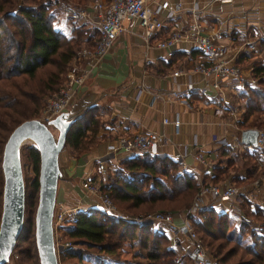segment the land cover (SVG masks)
<instances>
[{"label":"crops","instance_id":"obj_1","mask_svg":"<svg viewBox=\"0 0 264 264\" xmlns=\"http://www.w3.org/2000/svg\"><path fill=\"white\" fill-rule=\"evenodd\" d=\"M161 1L147 0L151 7ZM168 1L179 3V10L170 18L164 16L165 11L161 13L163 24L149 44H145L142 28L136 20L123 22L126 29L117 35L111 49L92 68L91 75L71 103L78 106L93 104V118L98 120L94 136L98 141L79 156L67 154L64 148L59 152L61 174L57 180L55 205L62 202L66 208L77 211L97 208V198L85 191L81 182L85 178H106L99 172L112 161V156H107L108 146L121 136L163 134L165 142L160 149L164 156L173 159L174 155L181 154V160L177 161L179 169L192 173L198 185H205L215 176L214 166L222 160L218 150L225 144L220 143L219 138L226 135L232 141L244 129L239 123L245 109V91L264 83L260 84L259 76H254L252 71L255 65L264 66V41L259 40L254 50L245 47L246 41L256 39L264 32V0ZM194 3L198 6L196 15L200 32L210 33L216 41L228 46L235 62L241 66L243 80L240 83L226 77L220 79L222 94L213 88L206 93L200 91L204 81L193 67L202 58V53L193 40L175 43L170 56L165 49L155 45V41L191 23L193 14L189 8ZM175 70L177 74H173ZM250 77L256 81L250 83ZM188 82H191V90L186 89ZM176 117L178 131L173 126ZM194 138L207 160L206 165L199 164L193 157L197 148L192 143ZM127 156L130 155L117 156V166L108 171L113 173L114 169L123 167L120 160ZM201 202V207H214L229 219L230 210L242 213L233 199L204 194ZM182 214L173 215V221L181 223ZM168 237L183 250L188 261L186 236L171 234ZM136 242V239L126 242L127 247L135 248ZM120 257H112L108 264H121ZM72 258L75 261H71ZM72 258L58 261L60 264H88L83 259Z\"/></svg>","mask_w":264,"mask_h":264},{"label":"trees","instance_id":"obj_2","mask_svg":"<svg viewBox=\"0 0 264 264\" xmlns=\"http://www.w3.org/2000/svg\"><path fill=\"white\" fill-rule=\"evenodd\" d=\"M59 1L65 2L0 0V164L2 147L10 131L21 121L40 115L43 105L41 90L27 89L26 82L32 80L36 72L45 67L51 70L45 79L46 84L42 83L43 89L56 91L63 82V74L79 49L80 42L87 43L90 47L96 43L97 34L95 33V37L93 34H85L80 28L82 26H79L80 29L72 28V34L67 36L61 28L53 25L50 7L52 2L57 5ZM86 1L70 0L80 4ZM85 27L88 26L83 25ZM252 71L254 76H259L262 84L264 66L255 65ZM244 95L245 109L239 124L244 128L264 126V118L255 116L250 119L253 112H264L257 103L259 99H264V91L248 88ZM93 108H85L66 133L63 148L72 150L78 156L88 152L98 141L94 136L98 120L93 118ZM23 151L25 153L22 154V159L25 157L29 160L34 173L29 182L25 178L24 208L27 209L32 205L34 194L38 200L39 154L33 145L26 146ZM230 152L231 148L223 145L218 150V155L229 157ZM231 159L227 158L226 163L230 164ZM120 163L123 167L114 169L113 173L109 171L105 180H101L99 184L101 191L108 193L125 211L136 213L156 205L165 206L166 203L176 201L181 194L189 200L199 188L192 173L180 170L179 163L168 156H151L146 153L130 155L121 159ZM244 164L245 178H249L254 174L256 165L246 162ZM221 165L218 162L214 166L215 176L216 171L223 168ZM215 176L212 177L213 181ZM2 185L0 165V214ZM240 197L242 198L241 194ZM250 203L245 200V204H240L243 221L239 223L238 229H232L231 220L211 206L201 207L195 214L189 215L190 223L203 243L200 233L209 236L211 240L219 241L216 245H212L210 240L206 243L218 264H224L240 249L242 251L237 255L236 262L231 264H264V215L258 208L245 206ZM250 216L260 220L259 232L255 234L253 230H249L252 241L244 243L243 232L248 224L245 217ZM25 220L13 248L18 254L15 264H39L34 228L32 229L29 220L26 225ZM60 229L70 244L58 250L59 261L72 257L80 261L92 255L88 252L89 249H93L100 260L103 257H116L124 242L137 239L146 256V261L140 264L176 263L170 239L161 228H155L153 222L111 216L98 208H90L78 210L72 220L65 222ZM28 234L32 238L31 247L20 248V241L26 240ZM228 243L232 245L227 248ZM101 262L102 260L98 264H102Z\"/></svg>","mask_w":264,"mask_h":264},{"label":"built area","instance_id":"obj_3","mask_svg":"<svg viewBox=\"0 0 264 264\" xmlns=\"http://www.w3.org/2000/svg\"><path fill=\"white\" fill-rule=\"evenodd\" d=\"M62 15L69 19L80 21L90 27L95 28L97 34L96 43L91 47H82L73 56L67 70L64 73L63 82L58 90L46 96L40 115L38 118L49 120L57 114L69 108L85 80L91 75L92 68L101 59L103 54L111 49L117 35L126 28L123 24L125 20H136L142 28V36L145 44H149L155 32L162 26L161 13L164 16L172 17L179 10V3L171 4L168 0H162L155 7H151L147 0H90L86 6L73 3L61 2L59 4ZM196 3L190 6L193 19L186 28L172 31L167 37L155 41V45L166 50L168 56L173 54L172 46L181 40H193L202 53V58L194 63L193 70L200 75L204 84L200 88L202 93L209 92L210 88L222 94L220 79L226 77L241 82L243 80L241 66L235 62L233 54L228 46L216 41L210 33H201L197 22ZM264 41V32L258 38L246 41L248 50L256 49L258 41ZM175 70L173 74H177ZM250 83H254V77L249 78ZM191 82L186 83V89L191 90ZM230 109V106L227 105ZM164 121H167L164 119ZM176 131L179 128V120H173ZM165 142L163 134L135 133L130 136H121L108 146L107 156H112V161L101 170L102 175H107L106 168L113 169L117 166V156L119 155H139L149 154L151 156H164L160 145ZM219 142L231 148L246 150L248 152L257 151L264 157V130L257 128L255 145L244 144L240 141V136H236L233 142L222 135ZM193 145L197 146V140L193 139ZM236 150V149H235ZM186 153V151H185ZM182 155H174L173 159L181 160ZM194 159L201 165H206V158L199 150L198 146L193 154ZM82 188L88 193L98 198V209L108 213L121 215V211L115 206L111 197L100 192V185L85 178L81 182ZM208 194L213 198L233 199L239 204L240 192L232 185L219 186L214 184L201 185L196 193L197 199L192 202L187 210L182 214L181 223L173 221V215L163 212H153L145 216L135 218L136 221L151 220L165 232L171 234H183L188 241L186 255L189 264H218L217 260L211 256L197 235L190 223L189 215L196 213L201 207V197ZM254 197V195H253ZM247 198L252 199V196ZM77 209L66 208L62 202L55 205L53 226L54 240L57 246H68L70 243L60 229L65 222L71 221L76 215ZM120 217V216H119ZM230 219L234 222H242L243 215L240 211L230 210Z\"/></svg>","mask_w":264,"mask_h":264},{"label":"water","instance_id":"obj_4","mask_svg":"<svg viewBox=\"0 0 264 264\" xmlns=\"http://www.w3.org/2000/svg\"><path fill=\"white\" fill-rule=\"evenodd\" d=\"M73 103L65 111L49 120L25 119L17 124L7 136L1 152L2 202L0 214V264H5L13 251L24 219L25 185L20 166L21 144L29 140L38 150V200L34 215V238L39 264H59L58 250L54 240L53 216L57 180L61 174L58 165L59 152L64 147L66 133L71 124L81 116L85 108ZM257 128L242 129L240 141L255 145ZM259 181L257 182V184ZM143 222L151 223V220Z\"/></svg>","mask_w":264,"mask_h":264},{"label":"rangeland","instance_id":"obj_5","mask_svg":"<svg viewBox=\"0 0 264 264\" xmlns=\"http://www.w3.org/2000/svg\"><path fill=\"white\" fill-rule=\"evenodd\" d=\"M63 1L68 2V3L70 2V0H63ZM89 1L90 0H87L83 4L76 3V2H74L73 4L80 5V6H86L89 3ZM60 3L61 2L59 1V3L57 5H55V3L52 2L51 7H50V12L53 15V25L54 26H56L57 28H61L67 36H70L72 34L71 33L72 28L78 27L77 29L81 28L82 32H84L85 34H87L89 36H92V34H93L95 37V33H96L95 28L90 27L87 24H84L83 22L75 21V20L69 19L67 17H64V15H62L61 10L59 8ZM70 3H72V2H70ZM83 25H85V26L87 25L88 27L83 28ZM79 26H82V27L79 28ZM72 44H74V43H72ZM79 45H78L79 49L82 47H90L87 45V43H84V42H80ZM76 48L77 47L75 46V49ZM50 70L51 69H47L45 67L44 68L42 67L38 72H36V75L32 80L26 82V88L27 89L34 90V91L41 90V94L39 93L41 95V97H40L41 98V104L44 103L46 96H48L50 93H52L49 90L48 91L44 90L43 86H42L43 82H44V85L46 84L45 79L48 78V76H49L48 72H50ZM256 89H260V90L264 91V83H263V86L258 87ZM75 98H76V96H75ZM257 103L259 104V107L261 109H264V99H262V98L259 99L257 101ZM255 116H258L260 119L264 118V112L255 111L250 116V119L251 120L254 119ZM258 129L264 130V126H260ZM235 140H236V137H233L232 141L234 142ZM29 145H33V144L31 141L26 140L21 144L20 150H19V152H20V154H19L20 166H21L24 185L26 182L25 178H27V180H28L27 182H29L30 179L34 176V173L32 171L31 164H30L29 160L26 159L25 157L22 159V154L25 153V151H23V148H25L26 146H29ZM64 149L66 150L67 154H69V155L72 154V155L77 156L76 154L73 153L72 150H69L66 148H64ZM248 154H252V156L249 157ZM227 158H232L230 164L226 163ZM221 159L222 160L219 162H220V164H222L221 166H223V168L222 169L220 168V170L216 171V176H215L214 181L210 180L209 182H206L204 184L205 185L214 184V185H219V186H225V185L235 186L239 190V192L241 193L242 198H243L242 199L241 197H239V202H238L239 206H240V204L242 205V203L245 204V200L246 201L248 200L251 203L249 204V206L245 205L246 207L252 206V208H258L259 210L262 211V213L264 215V189H262V188H264V157L261 156V154H259L257 151H253L251 153H248V151L237 149V147H236V148H231V152L229 153V157L222 156ZM245 162L249 165H252V164L256 165V170L253 172L254 174H251L249 178H245V171L243 169L245 167V164H244ZM248 162H250V163H248ZM108 170H109V168H106V173H109ZM99 174H101V172H99ZM226 178H228V179L225 180ZM99 179L100 180H97V179H91V180L97 182L98 184L101 180L102 181L105 180V178H99ZM257 181L260 182L259 183L260 185L257 184ZM200 186L201 185H199V187ZM198 190H199V188H198ZM198 190L196 192H194L193 196L189 200L187 199V197H185V195L181 194V195H179L180 197L178 196L176 201H172V203H166L165 206L156 205V206L152 207L151 209L139 211L136 213L132 212V211L131 212L125 211L121 206H119L116 202H114L113 199H112V201L114 202L115 206L121 211L122 214L119 215L121 218L135 219L139 216H145V215L151 214L153 212H163V213H169L172 215H175V214L181 215L183 213V211L187 210L189 208V206L192 204V202L198 198L196 196V193L198 192ZM100 192L102 194L105 193L108 195V193L102 192L101 189H100ZM253 195H254V197H253ZM247 196L248 197L252 196L251 200H253V201L249 200L247 198ZM94 197H96V196L94 195ZM255 198H260V199L255 200ZM241 199H242V201H241ZM254 201H255V203H254ZM96 203H97V205H99L98 198H97ZM252 204H254V205H252ZM36 205H37V198H36V194H34V197L32 200V205L29 206L27 209L24 208V219L23 220H25L27 218V220H29L31 223L32 229L34 228V215H35ZM242 214H243V211H242ZM109 215L119 217L118 215H115V214H109ZM191 215H193V214H191ZM195 217L197 218L198 216H195ZM27 220H25L26 225L28 224ZM245 220H248V224L246 225L247 227H246L245 232H243V238L242 239H243L244 243H248V242L252 241L250 238L249 230H253L255 232V234H257V232H259L258 228L260 225V220L254 216L253 217H251V216L245 217ZM242 221H243V219H242ZM239 223L240 222L230 221V225H231L230 227L232 229L233 228L238 229ZM155 225L156 224L154 223V226ZM156 226H155V228H158ZM164 233L167 237L171 236V233H168V232H164ZM200 234H201L203 241L205 243V244L204 243L203 244L205 245L209 254L212 256V254L210 252V247L209 246L207 247L206 243L210 240L212 245H216L219 241L218 240H215V241L211 240L209 236H207L203 233H200ZM28 236L29 237L26 240L20 241V248L31 247L32 238H31L30 234H28ZM168 238H170V237H168ZM126 242H128V241H126ZM126 242L123 243L124 247H122L118 251V255H121L120 263L121 264H129L131 262L130 264H140V263L145 262L146 261V256H144L145 250L139 246L138 241L135 244V248H131V249H129V247H127ZM170 245L172 248H174V251H175V259H176L175 264H189V262L186 260V258L184 256L183 250H179L176 247V245L173 244L171 239H170ZM231 245H232V243H228L226 245V247L228 248ZM241 251L242 250L240 249V251H238V253L235 256L231 257L224 264H231L232 262H236V260L238 258L237 255L240 254ZM88 252L92 255H89V257H87V258H83V261L85 263L88 262V263H92V264H98L102 260V262H101L102 264H108V262L110 260H113L112 257H110V258L103 257L100 260V258L95 255V251H93V249L92 250L89 249ZM17 255H18L17 250L12 251L9 255V258H7V261L5 262V264H15V260L18 259ZM248 256L249 255H247V257ZM70 260L75 261L74 258H72Z\"/></svg>","mask_w":264,"mask_h":264}]
</instances>
